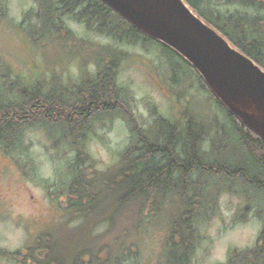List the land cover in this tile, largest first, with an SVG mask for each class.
<instances>
[{
    "label": "rangeland",
    "instance_id": "obj_1",
    "mask_svg": "<svg viewBox=\"0 0 264 264\" xmlns=\"http://www.w3.org/2000/svg\"><path fill=\"white\" fill-rule=\"evenodd\" d=\"M42 1L0 0V69L18 81L76 84L81 72H96L91 59L96 53L90 56L92 50L102 53L108 48L123 53L117 82L123 88L131 116L117 112L94 121L85 140L87 156L81 162L91 173L112 175L120 169V154L138 138L131 129L135 122L155 138L159 116L178 122L196 118L206 123L209 131L226 121L225 112L190 74L192 67L180 58L168 57L163 48L153 45L102 36L63 13L55 19L61 33L47 32L52 25L51 9ZM52 4L54 8L59 5ZM71 43L78 45L73 48ZM83 54L87 55L85 63L80 62ZM57 137L37 126L25 134L28 147L24 154L15 152L10 156L0 148V250L27 253L41 244L43 248L37 250L43 253L39 254L41 264H57L56 258L63 264H76L83 251L95 254L94 264H116L118 260L117 264H130L129 257L124 256L129 252H134L139 264L183 260V247L170 248L166 238V224H171L184 208L179 198L167 197V204L159 205L163 211L154 214L158 221L153 225L141 218L146 215V206L131 203L119 211L111 191L101 196L97 190L93 196L91 193L93 202L91 209L86 206V212L70 208L67 196L56 197L54 191L71 179L70 166L76 156L61 146L62 140ZM254 196L257 202L251 200ZM215 200L216 210L198 224L189 264H227L231 256L253 248L264 228V213L260 212L264 209L263 193L252 188L241 193L224 191ZM252 203L255 211L248 208ZM82 257L90 259L87 253ZM20 261L0 253V264H24Z\"/></svg>",
    "mask_w": 264,
    "mask_h": 264
},
{
    "label": "trees",
    "instance_id": "obj_2",
    "mask_svg": "<svg viewBox=\"0 0 264 264\" xmlns=\"http://www.w3.org/2000/svg\"><path fill=\"white\" fill-rule=\"evenodd\" d=\"M185 1L233 46L264 68V0ZM54 2L59 4L57 8H54ZM42 3L51 9L52 25L48 26L47 32H60L55 27V19L63 13L102 36L130 44L153 45L163 48L168 57L180 58L192 67L190 74L201 82L227 119L209 131L208 125L196 118L178 122L159 116L155 138L135 122L131 129L138 138L120 154V169L117 168L112 175L91 173L90 168L82 166L81 162L87 156L85 140L91 134L94 121L117 112L131 116L123 88L117 82L118 62L123 53L108 48L102 49L101 53L94 49L90 56L96 53L95 58H91L96 72L91 75L81 72L80 82L76 84L53 81L47 85L42 80L27 84L0 69V148L10 156L15 152L24 154L28 147L24 141L25 134L37 126L57 135V139L62 140L61 146L71 149L76 156L72 162L74 166H70L73 171L71 179L54 194L56 197L67 196L70 208H79L80 211H85L86 206V209H91L94 191L97 190L98 196L111 191L120 205L119 211L131 203L146 206V215L141 218L154 225L158 221L154 214L163 211L160 206L167 204V197L179 198L184 208L171 224H166V238L170 248L180 245L185 255L183 260H171L168 264H189L193 240L198 236V224L216 210L217 195L224 191L241 193L246 188L264 195V138L224 105L184 57L143 32L103 0H43ZM36 15L42 17L41 13ZM45 18L49 20L47 15ZM77 45L72 44L73 48ZM83 56L80 62L85 63L87 55ZM254 198L251 200L257 202ZM248 208L255 211L253 203ZM260 210L264 213L263 208ZM40 245L29 248V254L24 250L11 254L0 252L18 262L22 259L24 264L25 261L41 264L39 254L43 253L37 252L43 248ZM86 253L90 255L88 260L82 257ZM125 254L130 264H139L134 252ZM94 256L92 252L83 251L76 264H94ZM54 262L63 264L57 258ZM101 264L107 263L103 261ZM227 264H264V228L253 248L231 256Z\"/></svg>",
    "mask_w": 264,
    "mask_h": 264
},
{
    "label": "water",
    "instance_id": "obj_3",
    "mask_svg": "<svg viewBox=\"0 0 264 264\" xmlns=\"http://www.w3.org/2000/svg\"><path fill=\"white\" fill-rule=\"evenodd\" d=\"M184 57L224 105L264 138V68L185 0H103Z\"/></svg>",
    "mask_w": 264,
    "mask_h": 264
},
{
    "label": "flooded vegetation",
    "instance_id": "obj_4",
    "mask_svg": "<svg viewBox=\"0 0 264 264\" xmlns=\"http://www.w3.org/2000/svg\"><path fill=\"white\" fill-rule=\"evenodd\" d=\"M1 253V252H0ZM16 261V260H15ZM17 262V261H16Z\"/></svg>",
    "mask_w": 264,
    "mask_h": 264
}]
</instances>
